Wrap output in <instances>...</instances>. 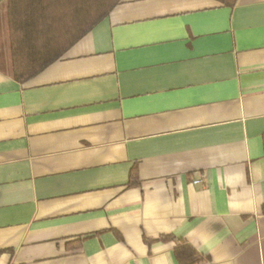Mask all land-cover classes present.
Here are the masks:
<instances>
[{"label":"crops","instance_id":"obj_1","mask_svg":"<svg viewBox=\"0 0 264 264\" xmlns=\"http://www.w3.org/2000/svg\"><path fill=\"white\" fill-rule=\"evenodd\" d=\"M236 3L122 0L0 71V264H180L169 235L264 264V0Z\"/></svg>","mask_w":264,"mask_h":264},{"label":"trees","instance_id":"obj_2","mask_svg":"<svg viewBox=\"0 0 264 264\" xmlns=\"http://www.w3.org/2000/svg\"><path fill=\"white\" fill-rule=\"evenodd\" d=\"M122 0H4L0 4V71L24 83L60 59L79 39L100 23ZM235 6L237 0H217ZM130 185H138L132 167ZM158 240L175 243L180 264H197L202 254L185 238ZM149 243L154 240H147Z\"/></svg>","mask_w":264,"mask_h":264},{"label":"built area","instance_id":"obj_3","mask_svg":"<svg viewBox=\"0 0 264 264\" xmlns=\"http://www.w3.org/2000/svg\"><path fill=\"white\" fill-rule=\"evenodd\" d=\"M194 182H195V183H198V182H199V180H195Z\"/></svg>","mask_w":264,"mask_h":264}]
</instances>
